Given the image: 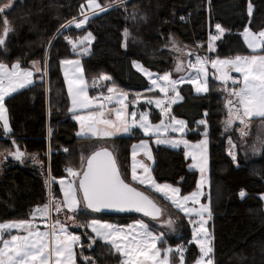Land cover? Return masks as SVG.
I'll return each mask as SVG.
<instances>
[{"label": "trees", "instance_id": "obj_1", "mask_svg": "<svg viewBox=\"0 0 264 264\" xmlns=\"http://www.w3.org/2000/svg\"><path fill=\"white\" fill-rule=\"evenodd\" d=\"M7 1L0 0V5ZM87 3L88 0H15L11 10L0 14V32L4 30V18L13 29L0 48V60L10 65L19 61L21 67H32L31 63L38 61L43 68L47 54L46 77L5 98L11 132L5 134L0 123V222L29 219L32 209L48 202L49 182L52 196L62 201L57 180L67 175L64 168L79 167L81 146L91 140L76 135L78 125L68 111L62 60L80 58L90 94H94V84L101 81L102 74L111 77L107 86L142 94L148 90L149 83L133 68L132 62L139 60L158 73L170 71V54L158 49L171 33L185 44L195 47L201 43V48L205 49L207 31L219 24L225 33L222 41L217 43L218 56L264 54V49L256 53L248 50L240 35L246 26L255 33L264 31V0H126L89 15L79 29L75 23L61 28L70 20H83L81 16L87 10ZM249 3L252 5L251 16L248 14ZM152 7L158 10L157 21L145 27L149 30L145 32L150 34L149 40L143 34L144 41L150 42L155 58L144 52L140 45L122 46V32L130 25L125 18L126 12L139 8L151 10ZM86 31L92 34L93 40L88 54L84 55L74 50L69 40H75ZM37 76L38 72H35V79ZM215 83L210 79L209 92L204 94H195L189 83L181 84L178 90L182 99L172 106L171 112L186 120L190 140L200 137L194 131L196 121L203 116L207 120L214 264H264V203L260 198L264 193V153L250 160L238 155V165L233 163L218 137L222 100L214 91ZM153 112L154 120H158L159 114L156 110ZM140 138H144L143 133L135 129L131 135L114 139L118 166L123 171L126 168L127 174L130 145ZM17 146L25 153L23 162L8 155ZM153 153L152 171L156 180L178 185L182 193L195 187L196 171L187 168L188 160L181 150L159 146L153 148ZM33 155L39 163L32 160ZM142 191L152 199L155 196L162 200L152 190L143 188ZM241 191L245 192L244 197L239 195ZM92 214L94 218L118 224L141 218L91 213V216L82 215L80 222L86 225ZM180 225L178 233L165 241L169 246L186 245L185 264H191L197 257V247L189 243V224L180 221ZM79 231L84 247L76 250L78 264H85L83 256L91 257L95 264H122L121 255L102 241L97 242L94 251L88 249L90 235L86 229Z\"/></svg>", "mask_w": 264, "mask_h": 264}, {"label": "snow or ice", "instance_id": "obj_2", "mask_svg": "<svg viewBox=\"0 0 264 264\" xmlns=\"http://www.w3.org/2000/svg\"><path fill=\"white\" fill-rule=\"evenodd\" d=\"M89 8L95 14L96 10L100 12L105 11V8L96 3L95 0H88ZM14 6V0H8V3L0 6V14L6 13ZM83 5L81 9L83 10ZM248 14L252 15V5H248ZM88 20L85 16L83 20L76 22L75 19L70 20L61 28H66L75 23L76 28H81ZM3 35L0 36V45L5 44V38L13 29L10 27L7 18L3 19ZM217 32L221 35L224 29L221 25H216ZM59 31V30H58ZM125 37L128 36L127 30L124 32ZM247 47L256 53L259 49H264V31L255 34L248 28L244 29L242 33ZM65 39H68L65 37ZM93 39L91 33H88L80 43L90 41ZM219 36H211L210 40L215 41ZM73 49H76V44L69 40ZM172 48L176 52L182 53V49L177 47L175 41H172ZM209 51H215L213 44L208 45ZM83 53H87L88 49H82ZM191 55V53H189ZM196 62L189 61L188 66L196 69L197 78H188V82L195 85L197 93H208V64H211L212 69L215 70V79L219 80L224 85L223 91L227 93V100L225 107L227 109V118L224 123L225 132L229 131L236 122H239V135L243 140L248 135L250 123L255 118H260L264 121V55H237L232 59H211L208 56H196ZM135 63V62H134ZM62 65L75 64L81 75L68 77L67 70L65 71V79L68 83V92L71 97L72 106L68 109L73 113V119L79 122L80 131L76 133L78 137L84 139L96 138L98 140H106L116 136L118 133H125L131 135L134 129L143 130L145 136L158 134L162 127L167 130L171 128L173 132L183 133L186 123L184 120H176L171 118L172 123L165 126L161 121L160 125L153 126L148 120L146 113L140 115L139 120L136 119L137 113H131V122L127 118L124 99L127 94H123V99L118 98L117 103L123 105L122 108L115 109V119L111 118V111L105 114V104L98 98L90 99L87 95V82L85 81L82 70L79 68L80 62L72 60L61 61ZM35 72H41L38 61L32 62ZM136 68L144 71L151 79L152 74L143 69L141 65L135 64ZM183 68V62L177 63L176 71L180 72ZM34 71L24 69L21 67L19 61L13 63L11 67L8 64L0 62V121L3 122L2 127L5 134L11 132V128L6 117V109L4 107L5 96L22 89L27 85L33 84ZM47 72V54L44 60V74ZM232 72L239 73L241 79H236L231 75ZM201 74L203 79H200ZM101 80H110L111 77L102 74ZM157 80H163L166 84L160 87V91L167 95L171 90L176 92V85L181 83V80H172L169 74L162 77H157L152 80L153 85H157ZM231 81L233 87H228V82ZM95 83V82H94ZM236 85H239L236 87ZM109 93H114L116 90L109 87ZM151 91V89H149ZM179 98V93L169 99L166 107L161 108V111L167 115L171 104L176 102ZM105 99L109 103L112 102L113 97L108 96ZM151 104L153 101L148 100ZM164 101L155 100L157 107H160ZM95 109L89 111L87 115H77L78 110ZM207 115V113H205ZM199 125H205L204 136L205 139L199 141L197 144H190L185 139H157L156 143H167L172 147H178L183 144L186 149V155L192 157L193 165L201 172V181L197 185V191L189 195H181V190L178 187H173L168 184H158L150 174L147 165L140 164L139 167L143 169L142 174L137 173L138 164L135 160L138 150L142 151L144 155L151 160V152L148 149V142L141 140L139 145H133L132 157L133 163L131 168V181L127 179V173L122 175L121 169L118 166L117 158L110 151L108 147L100 146L96 148L87 157H81V169L74 170L68 168L67 172L72 180L65 182L60 181L61 191L63 193V200L57 201L51 194L49 188V200L43 206H37L33 212V219L38 215L41 218L51 219L53 212L63 213L65 221H62L59 216L52 224H46L47 231H41L32 221L20 220L9 223H0V264H76L75 247L81 248L84 245L81 243L80 235H76L68 230L69 226L89 227L95 236H89V243L87 248L95 250L94 246L98 241H102L105 246H110L115 253L124 257L122 264H171L170 256L175 251L179 255V264H184L185 249L177 247L175 250L171 247L160 248L158 244L165 243L164 231L154 230L157 225L161 228H167L170 232L176 231V221L171 217L162 220L164 209L159 206L145 191L133 186V182L138 185H144L157 193L162 194L163 198L171 203L176 209L182 211L186 216L195 213L199 217V226L193 231V237L199 246L200 256L195 261V264H214L213 247L210 243V234L205 227L207 219L211 218L212 211L209 204H201L200 197L203 195L200 191L205 182L204 172L207 167V120H200ZM51 135V132H49ZM15 146V141H12ZM230 146L228 155L231 156L233 162H237V155L233 151L237 145L228 138ZM250 150L254 154L264 153V138L258 137V143H253ZM65 151H68L65 149ZM2 155V154H0ZM8 155L13 156L16 160L22 161L25 153L20 151L18 146L15 151L9 152ZM35 160V156H33ZM54 179V178H53ZM50 183V182H49ZM241 197L245 196V192L241 191ZM191 201L193 205L199 204L198 209L187 207L188 202ZM104 209H111L118 212H135L141 213L144 217H148L150 221L157 222L150 225L143 219L136 220L133 224L127 226H120L110 223H102L100 220L92 219L86 225L76 223L79 215H89L91 213H98ZM66 210V211H65ZM207 214V219L205 218ZM192 223V221H189ZM16 234H11L12 231ZM5 233H8L10 238L5 239ZM85 264H95L89 256H83Z\"/></svg>", "mask_w": 264, "mask_h": 264}, {"label": "rangeland", "instance_id": "obj_3", "mask_svg": "<svg viewBox=\"0 0 264 264\" xmlns=\"http://www.w3.org/2000/svg\"><path fill=\"white\" fill-rule=\"evenodd\" d=\"M124 1H126V0H113L111 2H108V0H95L96 3L100 4L101 7L105 8V9L110 7V6H112V5L120 4V3L124 2ZM6 3H8V1ZM0 6H2V5H0ZM152 8H153V10H152ZM152 8H151V10H143V9L139 8V9L129 10V11L126 12V17L125 18L129 22L130 25L128 27H126L123 30V32H122V37H123L122 38V46L124 48H127L130 45H137V46L140 45L142 48H144L143 49L144 52L146 51V53H149V56L151 58H155L156 56L154 55L155 53H152L151 44H150V42H145L144 41V34H143V33L149 31V30L148 31L145 30V27L147 25H149V23H152V21H157L158 10H157V8H154V7H152ZM98 12H100V11L96 10L95 13H98ZM92 14H93V10L91 8H89V5L87 3V10H85L84 14L81 17L84 19L85 16L88 17L89 15H92ZM83 25H85V24H83ZM149 28H150V26H149ZM245 28H248L251 32H253L249 27L246 26ZM244 29L240 33L241 38H242L246 48L248 50L252 51L251 49H249L247 47V44L245 43L244 38L242 36V33L244 32ZM125 30H127V32H128V36L127 37H125V35H124ZM213 30H215V33H213L212 36H219V39H217L215 41H211L210 40V36H208V38H207V40L205 42V49L201 48L202 47L201 43H199L200 44L199 46L197 45L198 44L197 43V44L194 45L195 47H193L191 45L185 44L183 41L178 39L173 33L169 34L167 39L161 43V45H160V47L158 49L159 51L160 50L167 51L168 54H170V56H171L172 67H171L170 71H168V72L158 73V72H156L154 70H151L150 68L146 67L141 61L134 60L132 62L133 68L138 73L142 74L146 78V80L149 82L148 90L146 92L142 93V94L141 93H129L128 90L119 88L117 86H112V85L107 86L108 85V80L107 81L101 80L100 82H96L94 84V86L96 87V90H95L94 94H90L89 90L87 89V95H88V97L90 99L98 98V100H102L104 102V104H105L104 111H105L106 115L109 114V110H112L111 113H110L112 119H115V109H119V108L123 107V105H120V104L117 103V99L118 98L123 99V94L126 93L127 94V98L124 99V105H127L126 113H127V118L129 120V122H131V119H132L131 113L132 112H136L137 113V116H136L137 120H139V117H140L141 114L146 113L147 116H148V120L150 121V123L153 126L160 125L161 121H163L164 125L167 126V125L172 123V120H171L172 117H174L176 120H184L185 123H186V127L184 128L183 133L173 132L171 130V128H167V130H165V128L162 127L158 134L145 136L144 133H143V130L138 129V130H140L143 133L144 138H140V139L134 141L130 145V148H129V160H128V174H127V179L129 181H131V168H132V163H133V157H132L133 148H132V146L133 145H139L141 140H145V141L148 142V149L151 152L152 159L149 160L144 155V153L142 151L138 150L137 156L135 158V160H136V162L138 164V167H137V173L138 174H142L143 173V169L140 168L139 165L140 164L147 165L149 170H150V174L153 177V179L156 181V183H158V184H168V185H172L173 187H178L179 188L178 185H173V184H171L169 182H160V181L156 180V178L154 177L153 171H152V167H153V164H154L153 148L159 147V146H163V147L173 148V149H176V150L179 149L183 153L184 157L188 160L187 168L196 171V174H197L195 187L191 191H189L187 193H182L181 192V195H189L190 193L195 192V191L198 190L197 189V185L201 181V172L199 171L198 168L191 167V165H193V163H194L193 160H192V157L189 156V155H186V152H188L189 149H186L183 144H180L178 147H175V148L172 147L170 144H167V143L157 144L156 140L157 139H167V140L185 139V140L189 141L190 144L194 145V144H197L199 141L205 139V136H204L205 125H199L198 124V122L200 120H202V119L206 120L204 116L196 121V125L194 127V131H196V132H198L200 134L199 139L190 140L188 138V135H187L189 132H188L186 120L183 119V118H179V117H176V116L172 115L171 108H172V106L174 104L178 103L182 99V97H181V95L179 93V90H178L179 86L182 83H189L188 82V78L189 77H191L192 79H196L197 78L196 69L190 68L188 66L189 61H191L192 63H195L196 62L195 58H196L197 55L201 56V57L208 56L211 59H217V58H219V59H232V58H235L237 55H239V54H234V55L227 56V57L218 56L216 54V49H217V46H218L217 43L222 41L221 39L224 36L225 31L221 35L220 33L217 32L216 27H214ZM88 33H90V32L86 31V32L82 33L80 36H78L75 40L72 41L73 43L76 44V50L80 54L86 55L89 52L90 44L92 43L93 39H91L90 41H84L83 44L80 43V41L85 36H87ZM253 33H255V32H253ZM255 34H258V33H255ZM2 35H3V31L0 32V36H2ZM145 35H146L145 39L149 40V35L150 34H146L145 33ZM140 39H143V40L141 41ZM172 41H175L176 46L182 49V53L176 52L175 50H173ZM210 42L213 44V46L215 48V51H211V52L209 51L208 45H209ZM71 46H72V44H71ZM2 47L3 46L0 45V48H2ZM85 47L88 49L86 54L83 53V51H82V49H84ZM189 53H191V55H189ZM260 55H264V54H260ZM240 56H246V55L241 54ZM64 60H72V61H77L78 60L80 62L79 68L82 70V64H81V61H80L79 57H76V58H73V59H64ZM181 61L183 62V68H182V70L180 72H177L176 71L177 63H179ZM0 62H3V61L0 60ZM5 64H7V63H5ZM135 64L141 65L143 69H145V70H147V72L151 73L152 74L151 79L149 78L148 75L145 74L144 71L138 70L136 68ZM8 65H9V67H11L10 64H8ZM31 66L32 67H22V68L30 69V70L34 71L32 63H31ZM41 68H42V66H41ZM207 68H208V87H209L210 79L214 80L216 82L215 83L216 85L214 84L215 85L214 91H216L219 94V96L221 97V100H222V116H221V119H220V121L218 123V130H219L218 137H219V141H223V143L225 145V148H226L227 154H228L229 148H230V146L228 144V138L229 137H231L232 141L237 145V147L235 149H233V151L237 155V162H233L236 166L238 165V155H240L243 159H246V160L258 158L261 153L254 154L250 150V146L253 143H258V137L264 138V121H262L260 118L253 119L251 121L249 129H248V135L246 137H244L243 140L241 139V137L239 135L238 129H239L240 125H239L238 121L236 122V124L233 125V127L229 131L225 132L224 123L223 122L227 118V109L225 107L226 100L228 98L227 97V93L225 91H223L224 85H222V83L219 80L215 79V76H214L215 70L212 69L210 63L208 64ZM66 70L68 72V77L69 78H73V76L81 75V71L77 70V67H76L75 64H72V65H62L61 64V71H62V74H63V78H64L65 85H66L67 94H68V97H69V108H70L72 106V102H71V97L69 96V92H68V83H67V81L65 79V71ZM34 73H35V71H34ZM82 74H83V71H82ZM165 74H169L170 78L172 80H181L182 81L181 83L176 85V92L179 93V98L176 99L175 103L171 104L170 110H169L167 115H165L161 111V108L167 106L169 99L176 96V92H172L171 90H169L167 92V95H166L164 92H161V91L159 92L158 90H156V89H160V87H162V86H164L166 84V82L163 81V80H157V85H153L152 84V80L156 79L157 77H162ZM231 75L233 77H235L236 79H238V80L241 79V76H240L239 73L232 72ZM42 77H46V74H44V67L41 69V72H38V76L36 77V79H35V77L33 75V77H32L33 82L35 80H39ZM83 77H84V75H83ZM200 79L201 80L203 79V75L202 74L200 76ZM189 84L192 85V88H193V91H194L195 94H204V93H197L196 90H195V85L192 84V83H189ZM27 86H29V85H27ZM27 86H25V87H27ZM238 86L239 85H236V87H238ZM109 87H113L116 91L114 93H109L108 90H107ZM228 87L229 88L233 87L231 81L228 82ZM149 89H151V91ZM18 90H20V89H18ZM12 94L13 93L5 96V98L10 96V95H12ZM108 96H112L113 97L111 103H109L107 101V99H105ZM149 99H151L153 101V103L149 104L148 103ZM155 100H162V101H164V103L160 107H157L156 104H155ZM4 107H5V105H4ZM94 110H95L94 108L93 109L78 110L76 114L77 115H87L89 111H94ZM154 110H156V113L159 114V119L158 120H154V118H153V116L155 115V113L153 112ZM6 117H7V112H6ZM7 119H8V117H7ZM0 123H1V126H2L3 122L0 121ZM77 125H78V131L77 132H79L80 131L79 122H77ZM2 129H3V127H2ZM134 130H133V132H134ZM122 135H129V134L118 133L116 136H114L112 138H109L107 140H98L96 138H92L89 142L84 143L81 146L82 155L80 156L79 167L77 169H74V170H80L81 169V157L82 156H84V157L89 156L90 155L89 152H90V150L92 148L97 147V146H101V145L102 146H109L111 148H115L116 144H115V141H114L113 138H115L117 136H122ZM207 140H208V144H207V167H206V170H205V172L203 174L205 182H204V184L202 185V187L200 189V191H202V193H203V195H201V197H200V203L201 204H209V167H210L209 165H210V155H209L208 127H207ZM33 156H35V160L34 161H36V163H39V159L36 157V155H33ZM33 156H32V158H33ZM115 156H116V152H115ZM229 157L231 158V156H229ZM0 159H1V155H0ZM120 169H121V173L123 175L124 171L126 170V168H125L124 171H123V169L121 167H120ZM1 174H2V163H1V160H0V176H1ZM72 179L73 178L70 177L69 174H67L65 177L60 178V179L57 180V184H58V187H59V191H60L62 200H63V193L61 191L60 181L64 180L65 182H67V181L72 180ZM133 185L138 187V188H140V189H142V190H143V188H147L146 186L138 185L135 182H133ZM47 188H48V192H49L50 183H48V187ZM148 190H151V189H148ZM155 193H157V192H155ZM157 194L162 198V200H159L155 196H153V200L159 206H161L164 209V215H163V217H161V219L162 220H166L169 217L174 219L176 221V231L175 232H170V230L167 229L166 227L165 228H161V227H159V225H157V227L154 230H156V231H164L165 232L164 240H166L167 237L176 235L178 233V231L181 228L180 221H185L186 223H188L189 226H190V229H191V238L189 240V243H193L197 247V252H198L197 253V257L195 258V260L193 262H191V264H195V261L200 256V251H199V246H198V244L196 242V239H194V237H193V231H194L195 228H198V226H199V217L195 213H192L190 216H186L182 211H180V210L176 209L174 206H172L169 201L165 200L163 198L162 194H160V193H157ZM150 198H152V197H150ZM260 198L262 199V201L264 203V193L260 194ZM41 206H43V205H41ZM186 206L187 207H193V208H196V209H198L200 207L199 204L193 205L191 203V201H189ZM35 209H36V207L34 209H32V211L30 212L29 219H25V220L32 221L41 231H47L48 229L45 227V225L46 224H52L54 222V220L58 216H59V218L62 221H65V216H64L63 213L57 214L55 212L51 214V217H52L51 219L41 218L38 215L35 217V219H33V212H34ZM89 216H91V215H89ZM94 217L95 216H93V214H92V217H91V219L88 220L87 224L90 223V221L92 219L100 220L102 223L116 224V225H120V226H127L129 224H133L136 220H140V219H143L146 223H149L150 225L157 223L155 221H150V219L137 218L135 220L130 221L128 224H118V223H115V222L106 221V220H102V219L94 218ZM79 218L82 221V215H79L77 217L76 223H78L80 225H85V223L80 222ZM205 218L207 219V214H205ZM211 219H212V215H211L210 219H207V224L205 225V227L208 229V232L210 234V243H211V246L213 247V244H212V231H211V227H210ZM190 220L192 221V223L189 222ZM15 221H20V220H5V221H2L0 223H9V222H15ZM80 229H83V230L86 229L87 233H89L90 236H93V237L95 236V233H92L91 229L89 227H76L75 225H71L68 228V230L70 232H73L76 235H80V237H81V234H80V231H79ZM11 234H16V233L13 230ZM4 238L5 239L10 238L9 234L5 233ZM81 240H82V237H81ZM0 246H2V245H0ZM178 246L182 247L183 249H185V252H184V264H185V253H186V250H187V246L186 245L179 244V245H176V246H169L166 243V241L163 244H158V247H160L162 249L163 248H167V247H171V248H173L175 250ZM78 247L79 246L75 247V249H74L75 254H76V250H77ZM123 259H124V257L121 256V261H123ZM170 261H171V264H179V255L175 251L171 254ZM76 264H78L77 260H76Z\"/></svg>", "mask_w": 264, "mask_h": 264}, {"label": "water", "instance_id": "obj_4", "mask_svg": "<svg viewBox=\"0 0 264 264\" xmlns=\"http://www.w3.org/2000/svg\"><path fill=\"white\" fill-rule=\"evenodd\" d=\"M110 150V149H109ZM111 151V150H110ZM91 154V153H90ZM114 154V153H113ZM98 214H104V215H114V216H126V215H136V216H140L144 219H149L148 217H144L143 214L141 213H135V212H118L115 210H111V209H104L100 212H98Z\"/></svg>", "mask_w": 264, "mask_h": 264}, {"label": "crops", "instance_id": "obj_5", "mask_svg": "<svg viewBox=\"0 0 264 264\" xmlns=\"http://www.w3.org/2000/svg\"><path fill=\"white\" fill-rule=\"evenodd\" d=\"M212 36V35H211ZM149 83V82H148ZM183 84V83H182ZM191 85V84H190ZM192 86V85H191ZM88 89V88H87ZM96 90V89H95ZM156 90H158L159 92H160V89H156ZM72 117H73V113H72ZM113 139H115V138H113ZM107 140V139H106ZM102 146V145H101ZM98 147H100V146H97V147H94V148H92L91 150H90V152L89 153H91L92 151H94L96 148H98ZM105 147H108V149H110L111 151H113V153H114V155H115V150H116V146H115V148H111V147H109V146H105ZM80 151H81V149H80ZM81 155H82V152H81Z\"/></svg>", "mask_w": 264, "mask_h": 264}, {"label": "built area", "instance_id": "obj_6", "mask_svg": "<svg viewBox=\"0 0 264 264\" xmlns=\"http://www.w3.org/2000/svg\"><path fill=\"white\" fill-rule=\"evenodd\" d=\"M213 33H215V30H213V29H209V30L207 31V38H208V36L211 37V35H212ZM197 45L199 46L200 44L198 43ZM67 169H68V168H64V169H63V171H64L66 174H68Z\"/></svg>", "mask_w": 264, "mask_h": 264}, {"label": "bare ground", "instance_id": "obj_7", "mask_svg": "<svg viewBox=\"0 0 264 264\" xmlns=\"http://www.w3.org/2000/svg\"><path fill=\"white\" fill-rule=\"evenodd\" d=\"M98 214V213H97ZM140 217V216H139ZM142 218V217H141Z\"/></svg>", "mask_w": 264, "mask_h": 264}]
</instances>
